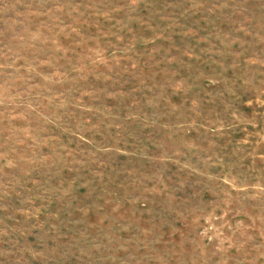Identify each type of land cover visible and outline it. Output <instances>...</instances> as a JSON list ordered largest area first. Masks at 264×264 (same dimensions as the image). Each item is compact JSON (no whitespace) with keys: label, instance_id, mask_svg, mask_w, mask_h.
I'll list each match as a JSON object with an SVG mask.
<instances>
[{"label":"rangeland","instance_id":"rangeland-1","mask_svg":"<svg viewBox=\"0 0 264 264\" xmlns=\"http://www.w3.org/2000/svg\"><path fill=\"white\" fill-rule=\"evenodd\" d=\"M0 264H264V0H0Z\"/></svg>","mask_w":264,"mask_h":264}]
</instances>
